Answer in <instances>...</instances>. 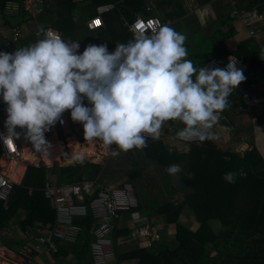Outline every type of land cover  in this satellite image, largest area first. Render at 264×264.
Here are the masks:
<instances>
[{
	"label": "clouds",
	"instance_id": "obj_1",
	"mask_svg": "<svg viewBox=\"0 0 264 264\" xmlns=\"http://www.w3.org/2000/svg\"><path fill=\"white\" fill-rule=\"evenodd\" d=\"M35 43L0 52V97L7 105L4 141L20 138L35 152L50 156L45 139L62 116L70 112L83 125L84 139L115 145L111 155L143 149L147 140H159L168 121L183 127V141L215 140L212 129L229 107L228 97L245 81L235 62L226 68L201 67L186 59V36L168 25L151 35L136 33L126 44H89L82 54L79 43L65 42L41 26ZM88 105L85 106L84 101ZM166 171L181 172L173 164ZM227 182L235 173H226Z\"/></svg>",
	"mask_w": 264,
	"mask_h": 264
},
{
	"label": "trees",
	"instance_id": "obj_2",
	"mask_svg": "<svg viewBox=\"0 0 264 264\" xmlns=\"http://www.w3.org/2000/svg\"><path fill=\"white\" fill-rule=\"evenodd\" d=\"M10 1L15 0H0L1 12L5 4ZM200 1L202 2L200 4L204 5L211 0ZM181 2L182 0H160L159 7L176 4L179 9L167 14L168 17H165L164 21L167 18L174 19L177 14L185 15ZM53 3H55L56 21L43 28L45 31L53 28L62 34L64 39L75 42L77 25L74 15L77 4L72 0H53ZM239 3L240 7L247 10L256 7L260 11L264 10V0H239ZM49 4L48 2L46 8ZM90 4L94 9L92 16H95L98 6L114 5L112 12L114 16L104 19L106 28L96 31L98 37L96 45L106 43L109 52L115 50V45L126 44L133 39L128 27H123L120 31L114 29L111 22L114 23L113 20L116 17L119 20L124 17L132 22L139 15L157 16L154 12L146 11L144 0H91ZM226 16L227 21L222 26L226 27L227 31L214 37L210 44L204 42L202 48L197 51L188 50L186 59L191 60L198 71L209 60L227 58L230 55L237 56L248 68V75L242 85L246 89L252 85L251 79L255 78L254 76H262L264 59L260 51L252 45L253 38L239 41L235 48L227 45L228 39L235 32V25L228 13ZM5 21L8 22L6 18ZM15 24L20 25V21ZM39 37L43 38V35ZM79 45L83 53L86 45ZM235 95L236 92L229 102ZM168 122L171 124L174 121ZM177 126H174L173 132H177L181 124ZM17 131L24 137V133L19 128ZM26 143L30 146V142L26 141ZM113 146L115 145L111 147ZM143 151L147 159L165 170L173 164L179 165L170 154L164 140H147V146L143 148ZM57 152L58 149H53L50 151V156L43 155V161L47 165H54L52 156ZM1 154L0 147V158ZM175 155L179 161L186 163L185 168L179 165L181 172L178 173L181 176V187L186 191L185 199L180 206L173 202L159 204L155 210H152V215L164 217L167 224L174 225L177 247L171 249L160 243L153 248L140 247L118 253L117 264L130 260H138V264H211L215 262L218 264H264V160L259 151L252 148L244 155H240L230 150H220L210 141H204L191 144L188 152ZM68 161L72 164L56 168H49L45 165L28 168V165L15 166L12 176L17 179H21L23 175L24 177L21 183L15 186L7 204L0 201V230L8 228L20 211L26 213V217L19 222L24 232L28 228L41 229L48 225L53 226L56 212L44 195V188L48 179L53 177L52 174L58 175L57 179H54L58 185L75 184L83 181L92 182L94 174L104 168L97 163L82 161L83 164L79 166L73 163L75 161L71 158ZM229 172L235 173L233 183L223 178ZM127 182L134 188L130 178ZM86 201L88 202L89 199L87 198ZM184 206H188L200 222L197 229L193 230L179 221ZM136 210L147 213L140 201ZM215 220L223 226V229L218 232L211 224V221ZM77 223L83 227L78 241L72 245H62L57 253L52 254L56 262L62 257L66 258L69 254H73V258L80 264L90 262L91 245L94 241L93 216L90 214ZM130 233L129 228L115 229V245L119 238ZM209 244L212 245V249L208 248ZM214 252H216L215 255H213Z\"/></svg>",
	"mask_w": 264,
	"mask_h": 264
},
{
	"label": "rangeland",
	"instance_id": "obj_3",
	"mask_svg": "<svg viewBox=\"0 0 264 264\" xmlns=\"http://www.w3.org/2000/svg\"><path fill=\"white\" fill-rule=\"evenodd\" d=\"M15 1L20 2V0ZM146 4L149 6L151 5L152 7H156L158 5H155L156 3L152 4L148 2ZM183 5H185V8H183L185 10V15L177 14L175 15L174 19H169L171 21V25L169 26L186 36L185 47L187 50L190 51L198 48L200 49L202 48L204 42L205 44L208 42L210 44L214 37L220 36L222 32L225 33L227 31V28L222 26L224 22L227 21V12L225 11V7L222 6V3H217V1H215L214 3H207V5H199L198 3H183ZM206 6H208L207 11H205ZM161 9L162 11L160 12H162V15L159 17L164 20L165 17H168L166 16L167 14L174 13L178 8L176 7V4H166L161 7ZM93 13L94 9L90 4V1L77 4L76 6V41L81 45L87 46L89 44H97V32L90 30L87 26V19ZM55 21V3L52 2L47 8L45 7L42 14L32 19V22L28 24L27 29L23 28L22 34L24 37L28 38H26L27 40L21 41L20 45H18V48L28 46L35 43L38 39H42L38 35L34 36L33 34L39 30L41 26H50ZM113 21L114 23L111 22V24L116 31H120L123 27H127V23L129 22L124 17H121L120 20L116 17V19ZM104 28H106V26ZM199 38L202 40L199 41ZM8 41L11 46H14L13 42L17 45L15 41ZM15 48L12 50L11 48L7 47L6 50L8 49V52L14 53L17 50V48ZM254 77L255 78L251 79L252 85L249 86V88L245 89L241 86L239 90L236 91L235 97L229 102L230 106L223 111L222 120L212 129L213 133L217 136V139L206 140L210 141L211 143L214 142L215 145H217L216 147L220 150H230L240 155H244V153L248 150L243 152H240L237 149L234 150L233 147H230L231 144L229 141L233 142L237 139H240L241 141H247L250 134H252V131L256 130V132H264V77ZM84 103L86 102L84 101ZM246 107L251 108L244 110ZM66 114L67 120L69 122L68 128L66 127L65 130H63L60 127L59 122H57L50 131L45 133V139L52 146L50 151L53 149H58L57 154L52 156V159L55 162L54 165H47V163L43 161V155L35 152V150L32 148L34 153L37 154L36 158L38 159V162L36 164H24L19 159L18 161L12 162L14 163V167L20 164L28 165V167H39L45 165L50 168H56L59 166H67L72 164L68 161L71 158L67 155L69 151L66 150V153H63L62 146H69V141L71 138H75L77 143H84L86 146L89 145V140L84 139L83 125L74 123L71 120L70 112L66 111ZM169 124V122L165 123V137L163 140L168 146L172 157L179 163L181 167L185 168L186 163L179 161L175 154L188 152L191 144H184L175 139L174 135L176 132H173V130H175L174 126L179 125V123L176 124L172 122L170 125ZM260 139L262 140L260 141ZM259 142L260 144L264 145V136L259 138ZM29 145L31 146V143ZM26 148L27 147H23V153ZM115 148L116 146L106 147L102 142H100V144L97 145V154L90 158L86 156L85 160H83V162L98 163L104 167L94 174V180L92 181L94 183L93 191L98 190L103 185L109 183H121L123 181H127V179L130 178L134 185V190L138 200L142 204L143 209L147 211V213L145 212V214H147L146 217L148 219H153L155 223L165 224L166 228L169 229V232H166L167 235L161 238L160 243L162 245L168 239L169 233L172 235L170 238L174 236L175 227L174 225L167 224L164 217L160 218L158 216H153L152 210H155L157 205L166 202H173L177 206L182 205L186 196V191H184V189L181 187V176L178 174L175 176L169 175L165 169L158 166L155 162L147 159L144 155L143 149H133L127 153H120V155L113 157L111 155V150ZM6 162L7 161L2 159L1 164L4 165ZM83 162L75 161L73 163H76L80 166L83 164ZM0 168L3 169V167ZM3 172L9 175L10 168L4 167ZM52 175L53 177H51V179H57V174ZM17 180L19 181V179ZM191 211L192 210L188 206H184L179 221H183V223H187L190 226L192 225L191 228L195 230V227H199L200 222L195 216H193V214H191ZM25 217L26 213L20 211L12 220V223L8 228L0 230V263L1 260H4L9 264H40L41 259L42 262L49 264L48 258L52 259V254H48L47 252L29 253L26 249L27 246L30 247V244L34 243L35 235L40 229L28 228V230L25 232L21 230L19 222ZM211 224L213 229L216 231L219 229V227H221V223L218 220L211 221ZM138 228L139 221H136L131 233L132 238H135V233ZM166 228L163 227L165 231H167ZM116 229L120 228L116 227ZM159 232H162L161 229ZM174 243L175 245L177 244L175 237ZM123 246L125 247L122 249L123 252L132 249V245L129 244H125ZM208 248L212 249V245L209 244ZM119 251L122 252L121 250ZM118 253L116 251V256ZM57 262V264H80L73 258V254H69L66 258L62 257ZM117 262L118 259L116 258L115 264H117ZM211 264L218 263L215 262Z\"/></svg>",
	"mask_w": 264,
	"mask_h": 264
},
{
	"label": "built area",
	"instance_id": "obj_4",
	"mask_svg": "<svg viewBox=\"0 0 264 264\" xmlns=\"http://www.w3.org/2000/svg\"><path fill=\"white\" fill-rule=\"evenodd\" d=\"M72 1L76 4H80L91 0ZM229 1L231 2V8L228 11L229 17L234 22H238L241 27L245 29L250 38L254 39L263 33L264 11H260L257 7L247 10L240 7L239 0ZM48 2L49 0H20V2L10 1L4 7V15L7 17L19 18L22 14L26 13L28 15V19L34 18L44 12ZM113 10V4L98 6L96 8L95 16H92L88 23V28L92 31L103 29L105 27L103 16ZM146 11L152 12L150 7H147ZM166 22L168 26L171 25V21L169 19L164 21L159 16L139 15L136 16L132 22H128L127 27L132 37H134L136 33L140 32L145 35H151L157 31L160 26L165 25ZM48 30H51L54 34L60 36L67 43L73 42L70 39H64L62 34L52 28H49ZM11 31L14 41H21L23 37L22 27L19 24H15L11 28ZM259 51L264 59V42L260 45ZM78 54H82L80 48ZM229 59L230 62L236 61V67L243 70L245 77L248 75L247 66L240 58L234 55H230L227 58L209 60L203 65V67L206 66L209 69L226 68ZM262 76L264 77V70ZM242 85L243 82L238 86L235 92L238 91ZM235 92L228 97V101L235 94ZM85 102L86 106L91 107V105H88L86 100ZM6 108L7 105L3 102L2 97H0V147L2 151L0 167H3V169L6 164L12 163L22 156L23 146L26 145L24 137L17 131V129L16 131L20 133V138L16 139L14 143L4 141L2 139V137L7 135V130L4 126L7 119ZM248 109H250V107L244 108V110ZM222 118L223 112L220 113L217 124H219ZM62 120L63 124L59 122V125L63 130H65L66 127H69V122L64 116H62ZM182 127L183 125L181 124L180 129ZM177 132L174 137L181 143L195 144L199 142L183 141L177 137ZM164 137L165 129L163 126L159 140H163ZM148 140L152 139L149 137ZM97 142L100 144L99 140H97ZM78 144L80 146H86L84 143L79 142ZM245 148V144H243L237 148V150L243 152L248 149ZM85 158L86 157L77 159L76 162L83 161ZM2 159L7 161L4 165L1 164ZM3 169L0 168V201L7 204L15 186L19 185L21 182L14 179L10 174H5ZM93 186L94 183L90 181L58 185L54 179H48L44 188V195L51 208L56 212L55 223L53 226L48 225L38 231L34 243L30 248H27L29 253L47 252L48 254H54L59 251V248L62 245L75 244L83 231V227L78 224L77 221L86 218L91 214L94 219V241L91 245V260L88 264H115L117 256L116 245L114 242V231L117 227V220L120 218L122 213L136 214L138 211L136 209L138 208L139 201L133 186L127 181L117 184L109 183L101 186L95 191H93ZM87 198L89 199L88 202L86 201ZM137 219L139 221L140 217H137ZM135 236L136 238L142 240L147 248H153L160 243L162 233L159 232V229L153 219L145 217L143 221H139V228L136 231Z\"/></svg>",
	"mask_w": 264,
	"mask_h": 264
},
{
	"label": "crops",
	"instance_id": "obj_5",
	"mask_svg": "<svg viewBox=\"0 0 264 264\" xmlns=\"http://www.w3.org/2000/svg\"><path fill=\"white\" fill-rule=\"evenodd\" d=\"M215 1H217V3H222V6L225 7V11L228 13V11L230 10L231 6H230V1L229 0H211L209 3H214ZM53 0H49V3H52ZM145 3H156L155 5H157L158 3H160V0H144ZM181 3H198L199 5H201L200 3H202L200 0H182ZM7 4V3H6ZM5 4V5H6ZM204 5H207V4H204ZM147 7H150L151 8V11L154 12L155 14H157V16H160L162 15V9L161 7H159L158 5L156 7H152L151 5L149 6L148 4H146ZM183 8H185V5H183ZM208 10V6L205 7V11ZM264 11V10H263ZM113 11L109 12V13H106L103 18L104 19H109V18H112L114 16V14L112 13ZM202 12V11H200ZM203 13V12H202ZM42 14V13H41ZM40 15V14H39ZM4 15V9L3 11L1 12L0 11V49L5 52V53H10L8 52V49L6 50V48H11L12 50L16 47L18 48V45H20V42L21 41H24V40H27L26 38L28 37H22L21 41L19 42H16L17 45L13 42L14 46H11L9 44V41H14L13 39V34H12V31H11V28L13 27V25L15 23H17V21H20V26L22 27V30L23 28L24 29H27L28 28V24H30L32 22V19L36 18H30L28 19V15L25 13V14H22L21 17L19 18H16V17H7ZM76 16V15H74ZM5 18L8 20V22L5 21ZM92 18V15L90 17H88L87 19V26H88V23L90 21V19ZM234 34L232 35V37H230L227 41V45L230 47V48H235L236 44L239 42V41H243V40H247L249 39L250 37L248 36L247 32L245 31V29H243V27H241V25L238 23V22H234ZM53 29V28H52ZM37 32L38 30L33 34L34 36L37 35ZM264 42V31L262 34H260L258 37L254 38L253 39V46L255 48H257L259 50L260 48V45ZM15 48V49H16ZM199 50L198 49H194V50H191V51H197ZM251 108V107H250ZM64 117L67 116L66 112L63 114ZM67 118V117H66ZM261 136H264V132H256V130L252 131V134H250L249 138L247 139V141H241L240 139L238 140H235L233 142L229 141V143L231 144L230 147H233L234 150H236L237 148H239L241 145L245 144V147L248 148L247 150L250 151L252 148H257L259 150V153L261 154L263 160H264V145L260 144L259 142V138H261ZM262 139H260L261 141ZM214 143V142H213ZM215 145V143H214ZM233 145V146H232ZM217 145H215L216 147ZM23 147H30L28 145H24ZM32 149V147H30ZM217 148V147H216ZM245 148V149H246ZM190 149V148H189ZM246 150V151H247ZM63 155V154H62ZM61 155V156H62ZM77 161V160H76ZM28 167V166H27ZM27 170V168H26ZM25 174V173H24ZM14 179L17 180L16 177L12 176ZM24 175L22 176L21 179H19V181L21 182L22 179H23ZM18 181V180H17ZM191 214H193V212L191 211ZM147 214H145L144 212H141V211H137L136 214H132V213H122L120 218L117 220V227H119L120 229H123V228H129L131 230V233L133 231V228L135 226V222L138 221L137 217H140L139 221H143L145 219ZM194 216V214H193ZM137 219V220H136ZM182 221V220H181ZM183 222V221H182ZM158 229L160 230L161 229V233H162V236H165L167 235L166 232H169L165 226V224H158L156 223ZM187 224V223H186ZM188 226H190L189 224H187ZM192 226V225H191ZM190 226V227H191ZM198 226V225H197ZM164 228L167 229V231H165ZM196 229L198 227H195ZM192 229V228H191ZM221 229H223V226L221 225V227H219V229L216 231H220ZM175 232V231H174ZM38 233V232H37ZM131 233L127 236H124V237H121L117 240V243H116V249H117V253L120 252L119 250H121L122 252L120 253H123V248H125L123 245L125 244H129V245H132V249H137V248H140V247H146L144 244V242L138 238H132L131 237ZM37 236V234L35 235V237ZM170 236H172L170 233H169V237L168 239L166 240V242L164 243L165 245H167L168 247H170L171 249H174L177 247V244L175 245L174 243V237H175V233H174V236L170 238ZM176 240V239H175ZM35 241V239H34ZM177 243V242H176ZM33 243L30 244V247L32 246ZM30 247H26L27 248H30ZM119 249V250H118ZM129 250V251H131ZM127 252V251H125ZM216 252L213 253V255H215ZM40 264H46L44 262H42V260L40 259ZM48 262L49 264H57L58 262H56L55 260H53V258L49 259L48 258ZM0 264H9L7 263L6 261L4 260H1V263ZM119 264H138V260H130V261H122V262H119Z\"/></svg>",
	"mask_w": 264,
	"mask_h": 264
},
{
	"label": "bare ground",
	"instance_id": "obj_6",
	"mask_svg": "<svg viewBox=\"0 0 264 264\" xmlns=\"http://www.w3.org/2000/svg\"><path fill=\"white\" fill-rule=\"evenodd\" d=\"M69 142V146H62V150L63 153H66L65 151L68 150L69 153H67V155L75 161L86 156L93 157L97 154V145H99L97 140L89 141L88 146H80L75 138H71ZM33 152L34 150H32L30 147H27L22 156L19 158L20 161H22L24 164H36L38 162V159L36 158L37 154H34ZM5 167L10 168V175L12 176L14 163L6 164Z\"/></svg>",
	"mask_w": 264,
	"mask_h": 264
},
{
	"label": "water",
	"instance_id": "obj_7",
	"mask_svg": "<svg viewBox=\"0 0 264 264\" xmlns=\"http://www.w3.org/2000/svg\"><path fill=\"white\" fill-rule=\"evenodd\" d=\"M0 52H3V51L0 49Z\"/></svg>",
	"mask_w": 264,
	"mask_h": 264
},
{
	"label": "flooded vegetation",
	"instance_id": "obj_8",
	"mask_svg": "<svg viewBox=\"0 0 264 264\" xmlns=\"http://www.w3.org/2000/svg\"><path fill=\"white\" fill-rule=\"evenodd\" d=\"M15 168V167H14ZM14 168H13V170H14Z\"/></svg>",
	"mask_w": 264,
	"mask_h": 264
}]
</instances>
